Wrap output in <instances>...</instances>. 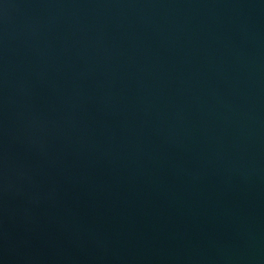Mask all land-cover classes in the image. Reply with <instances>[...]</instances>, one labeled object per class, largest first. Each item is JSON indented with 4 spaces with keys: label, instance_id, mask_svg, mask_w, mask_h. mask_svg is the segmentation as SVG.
I'll list each match as a JSON object with an SVG mask.
<instances>
[{
    "label": "water",
    "instance_id": "obj_1",
    "mask_svg": "<svg viewBox=\"0 0 264 264\" xmlns=\"http://www.w3.org/2000/svg\"><path fill=\"white\" fill-rule=\"evenodd\" d=\"M0 264H264V0H0Z\"/></svg>",
    "mask_w": 264,
    "mask_h": 264
}]
</instances>
